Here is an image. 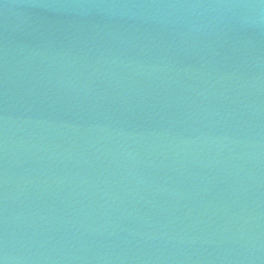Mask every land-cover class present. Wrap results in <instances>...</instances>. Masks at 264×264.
<instances>
[{
	"label": "water",
	"instance_id": "95a60500",
	"mask_svg": "<svg viewBox=\"0 0 264 264\" xmlns=\"http://www.w3.org/2000/svg\"><path fill=\"white\" fill-rule=\"evenodd\" d=\"M0 264H264V0H0Z\"/></svg>",
	"mask_w": 264,
	"mask_h": 264
}]
</instances>
